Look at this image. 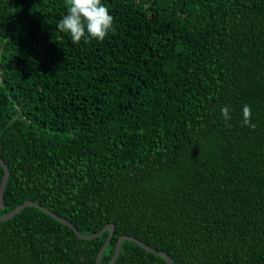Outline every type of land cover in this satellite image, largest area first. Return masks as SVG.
<instances>
[{
    "label": "trees",
    "instance_id": "trees-1",
    "mask_svg": "<svg viewBox=\"0 0 264 264\" xmlns=\"http://www.w3.org/2000/svg\"><path fill=\"white\" fill-rule=\"evenodd\" d=\"M102 3L108 36L73 44L63 0H0V215L111 222L99 264L121 234L171 264H264V0ZM107 235L26 204L0 264H95ZM112 264L166 262L122 239Z\"/></svg>",
    "mask_w": 264,
    "mask_h": 264
},
{
    "label": "clouds",
    "instance_id": "clouds-1",
    "mask_svg": "<svg viewBox=\"0 0 264 264\" xmlns=\"http://www.w3.org/2000/svg\"><path fill=\"white\" fill-rule=\"evenodd\" d=\"M66 14L59 20L56 27L67 33L73 44L81 40L90 43L92 40L102 42L113 28L114 18L102 0H63ZM242 126L254 129L251 122V107H242ZM221 116L227 122L231 119L228 106L221 108Z\"/></svg>",
    "mask_w": 264,
    "mask_h": 264
},
{
    "label": "water",
    "instance_id": "water-1",
    "mask_svg": "<svg viewBox=\"0 0 264 264\" xmlns=\"http://www.w3.org/2000/svg\"><path fill=\"white\" fill-rule=\"evenodd\" d=\"M0 165L2 166V169H3V173L1 175V178H0V206H2V189H3V185H4V182H5V179H6V176H7V172H8V169H7V164L5 163V161L3 159L0 158ZM26 204H31V205H35L37 206L38 208H40L41 210L47 212L48 214L52 215L53 217L59 219L61 222L65 223L66 225H68L74 232L75 234L78 236V237H81V238H91V237H94L98 234H100L103 230L105 229H108V235L106 237V239L104 240V242L102 243V245L99 247L96 255H95V260H94V263L95 264H99V256L102 252V249L104 248L105 244L108 242V239L112 233V229H113V224L111 222H108V223H105L100 229H98L97 231H94V232H91V233H87V234H84V233H81L79 232L75 226H73L67 219L61 217V216H58L56 215L55 213L49 211L48 209L44 208L42 205H40L39 203L33 201V200H29V199H25L24 201H22L21 203L15 205L10 211H8L7 213L5 214H2L0 215V220H3V219H6L10 216H12L13 214H15L22 206L26 205ZM122 239H130V240H133L134 242H136L137 244H139L141 247H143L144 249L152 252V253H155V254H159V255H162L165 259V262L166 264H171L170 263V258L168 256V254L161 250V249H156L154 247H151L149 246L148 244L142 242L141 240L137 239L136 237L134 236H131V235H127V234H121V235H118L116 241H115V244H114V248H113V253L111 255V258L109 260V262L107 264H112L116 258V255H117V252H118V249H119V245H120V241Z\"/></svg>",
    "mask_w": 264,
    "mask_h": 264
}]
</instances>
